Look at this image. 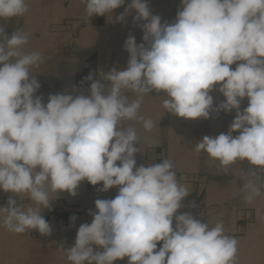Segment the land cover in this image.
<instances>
[{
  "label": "clouds",
  "instance_id": "9594fccd",
  "mask_svg": "<svg viewBox=\"0 0 264 264\" xmlns=\"http://www.w3.org/2000/svg\"><path fill=\"white\" fill-rule=\"evenodd\" d=\"M81 3L86 18H111L125 0ZM29 6V0H0V20L22 17ZM130 10L134 23L144 21V42L126 39V69L101 73L107 86L90 74L88 95L50 94L47 103L36 95L41 85L32 69L43 61L39 51L26 50L30 33L16 29L9 37L0 25V189L13 194L0 207V227L50 236L42 210L50 209L52 197L64 191L75 196L85 180L102 182L98 191L119 186L118 194L97 199L91 224L80 225L74 246L61 247L70 264H113L125 257L128 264H239L240 242L226 234L223 221L209 226L191 213L177 214L190 193L170 159L136 166L140 149L134 144L141 138L134 123L146 132L156 127L140 114L153 90L164 93L165 112L188 120L235 109L229 131L204 136L194 150L205 152L217 172L227 174L245 159L264 170V0H181L171 23L153 15L146 0H131L117 21ZM216 85L225 100L214 108ZM244 98L248 106L241 111ZM242 178L246 205L264 197L255 171ZM16 197L31 203L18 205ZM258 222L264 223L259 211Z\"/></svg>",
  "mask_w": 264,
  "mask_h": 264
},
{
  "label": "rangeland",
  "instance_id": "374dc122",
  "mask_svg": "<svg viewBox=\"0 0 264 264\" xmlns=\"http://www.w3.org/2000/svg\"><path fill=\"white\" fill-rule=\"evenodd\" d=\"M130 2L131 0H125L124 5L113 10L111 18L108 15L92 17L91 26L86 27L83 19L78 18L76 21L79 23L73 32L70 30V46H63L59 58H54L53 52L48 50L52 48L53 39L41 40L44 47H48L43 50L39 43H36L35 47L33 39L29 37L26 50L39 51L43 61L39 67L32 69V75L41 85L36 95L42 96L44 103H47L50 94L88 95L93 81L86 80L87 76L91 74L93 80H100L107 86L108 82L101 79V73H107L112 69H126L129 59V54L124 48L126 39L132 35L137 44L144 42L142 39L144 21L133 22L135 10H130L124 21L118 22L116 19ZM146 2L152 14L161 17L162 23L173 22L181 7V0ZM87 35L91 36L89 47H86ZM231 67L235 69L236 64ZM64 68L68 69V73H65L67 76L70 73V78H66L65 74L64 77H59L58 72ZM218 88L219 85H216V90L210 93L213 96L214 108L225 100ZM163 95V92L157 93L153 90L149 96H145L140 109L142 116L151 118L156 123L151 132H146L141 124L133 122L141 138L140 142L134 144L140 149L134 156L136 166L147 167L162 162L164 158L162 155L167 147V142L163 138L166 137L168 125L171 126V137L180 144L179 147L184 146L186 151L194 153L196 143L206 135L215 137L225 128H230L236 115L235 109L231 112L221 110L218 113L210 112L208 119L188 120L165 112L162 107ZM129 98L134 99V95L129 93ZM247 106L248 99L244 98L240 110L243 111ZM238 134L233 132L234 136ZM195 157L192 162L195 164L193 173H188L183 179L182 174L176 172L180 183L190 184V194L182 202L184 206L177 210V214L191 213L202 223L208 222L209 226L223 221L226 234L235 236L240 242L239 264H264V223L258 222V211L264 213V197L258 198L252 205H246L241 191L244 186L242 178L244 175L255 171L260 182L264 183V170L251 165L245 159L237 161L231 171L225 174L217 172L218 165H214L205 152H195ZM102 186V182L91 185L85 180L79 184L75 196L67 191L58 192L57 198L53 196L50 209L42 210V215L52 229L50 236L42 235L35 229L23 234H13L0 227V264H70L61 247L67 249L74 246L80 225L91 224L93 216L90 213L97 211L95 201L100 199V195H103L102 199H114L118 194L119 186L106 192L98 191ZM10 198H13L12 193L0 189V207H7ZM16 199L18 205L24 207L31 203L27 197ZM192 202L195 203V207L192 206ZM73 216L76 218L74 221L71 219ZM162 243L158 242L157 251L162 247ZM96 250L103 251L99 246H96ZM113 264H128V258L116 260Z\"/></svg>",
  "mask_w": 264,
  "mask_h": 264
},
{
  "label": "crops",
  "instance_id": "0c3cea01",
  "mask_svg": "<svg viewBox=\"0 0 264 264\" xmlns=\"http://www.w3.org/2000/svg\"><path fill=\"white\" fill-rule=\"evenodd\" d=\"M29 5V11L24 16L15 17L10 20H0V25L5 26V33L9 37L16 29H23L30 33V38L33 39L34 46L36 47L35 44L39 43L43 50L48 47H44L41 40L53 39L54 42L51 43L52 48L48 50L53 52L52 56H54V58L60 57L63 46H70L69 38L71 32H73L74 28L79 23L76 20L81 17L83 22H85L83 24L87 27L91 26L92 17L96 16L94 15L86 19L85 6L81 3V0H29ZM62 23L64 24L62 25ZM86 37L88 41L86 47H89L91 46V36L88 35ZM54 46L56 48H53ZM58 47L59 49H57ZM50 51L48 52V56L51 55ZM65 72L68 73L67 68L61 69L58 72L59 77H64L66 75ZM69 75L71 74L69 73L68 76L66 75V78H70ZM170 129L171 126L168 125V128L166 127V137L164 136L163 138V140L167 142V147L162 157H164L163 159H170L173 162L174 171L182 174L181 176H183L184 179L187 177L188 173H193L195 171V164L192 163L196 158L195 152L186 151L184 146L180 148V144L176 143V140L171 137L172 131H170ZM228 129L229 128H225L222 133L226 134ZM181 184L187 186L190 191L189 183L181 182ZM99 198L102 199L103 195H100Z\"/></svg>",
  "mask_w": 264,
  "mask_h": 264
},
{
  "label": "bare ground",
  "instance_id": "6f19581e",
  "mask_svg": "<svg viewBox=\"0 0 264 264\" xmlns=\"http://www.w3.org/2000/svg\"><path fill=\"white\" fill-rule=\"evenodd\" d=\"M87 33V32H86ZM88 34V33H87ZM88 36V35H87Z\"/></svg>",
  "mask_w": 264,
  "mask_h": 264
}]
</instances>
